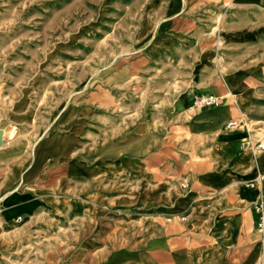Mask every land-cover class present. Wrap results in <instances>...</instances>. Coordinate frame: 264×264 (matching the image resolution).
<instances>
[{"label": "rangeland", "instance_id": "obj_1", "mask_svg": "<svg viewBox=\"0 0 264 264\" xmlns=\"http://www.w3.org/2000/svg\"><path fill=\"white\" fill-rule=\"evenodd\" d=\"M207 91L224 102L202 111L191 97ZM231 108L243 114L250 151L226 162L218 131ZM256 141L264 143V0H0V230L12 229L0 232V264H93L105 254L89 245L118 230L196 228L185 210L136 193L156 186L168 204L172 195L198 199L199 184L223 167L251 169L243 160L258 153ZM255 157L264 164V151ZM136 161L144 173L125 174ZM122 180L132 184L126 203L112 200ZM13 204L26 214L2 221L18 212Z\"/></svg>", "mask_w": 264, "mask_h": 264}, {"label": "crops", "instance_id": "obj_2", "mask_svg": "<svg viewBox=\"0 0 264 264\" xmlns=\"http://www.w3.org/2000/svg\"><path fill=\"white\" fill-rule=\"evenodd\" d=\"M165 29L163 27V30H161V40L163 41V49L167 50L171 47V26H169V32L165 33ZM168 51L170 52V49ZM226 86L231 92L229 86L227 84ZM197 93L213 92H193L192 95ZM222 102H224V97ZM205 110L204 108L202 111ZM230 115L225 122L230 118H236L243 114L238 112L237 108H231ZM223 126L224 124L220 126L218 131L220 136L218 149L221 157L226 162L237 161L236 152L245 148L241 136L247 131L244 128L224 129ZM247 150L249 149L247 148ZM262 151L264 150L258 151L254 155L256 156ZM255 156L249 163L246 159L243 160V164L251 167V169L234 168L235 166L231 164L222 168L225 172L219 178L206 177L200 183L201 185L199 184L201 196L198 199L192 197V194L177 198L172 195L171 203L168 204L167 196L156 186L145 188L146 190L141 191L140 194L136 193L143 199L146 198L150 204L164 206L170 213L185 210L194 220L196 228L173 229L171 225L167 224L159 225L148 233L133 229L123 232V235L118 230L120 234L114 240L111 241L110 237L107 238L106 235V240H103L102 244L95 242L89 245L88 251L105 254L101 261L97 262L95 260L96 262L93 264H258V256L259 259H263L261 264H264V244L260 248L258 247L257 252L260 255L256 254L259 240L256 238L258 236L253 229L255 213L252 209V202L259 196H264V187L259 188V183H264V176H260L258 180L256 179L259 172L261 175L264 172V164L256 163L257 157ZM121 158L125 157L119 158V165ZM208 171L202 172L200 175L204 176ZM212 171L214 170L212 169ZM123 172H128L125 174L129 176L138 177L144 173V164L136 161L135 165L125 166ZM253 179H255L254 185L248 186L247 182ZM211 181H215L213 183H216L221 191L216 192ZM131 185V182L125 180L113 184L111 188L116 189L113 195L117 198H112V200L116 202L121 200V203H126L127 197H131L126 191L132 188ZM243 187L248 189L247 195L243 194ZM254 188L256 190L252 191ZM16 201L17 198L11 204ZM13 205L14 207L10 210L17 209L18 212L14 215H1L2 221L18 218V214H26L24 211L27 206L23 207L24 211H21L19 209L22 208ZM109 207V204L103 206V213L99 212L98 214L99 216H105L104 222L111 217L112 209ZM107 216L108 219H106ZM180 216L181 221L188 220L186 214ZM117 219L127 218L120 217ZM230 224L234 226V229L232 233H227ZM11 231L12 229L0 230L4 233H10ZM3 247V242H0V248ZM78 260L76 262L79 264Z\"/></svg>", "mask_w": 264, "mask_h": 264}, {"label": "built area", "instance_id": "obj_3", "mask_svg": "<svg viewBox=\"0 0 264 264\" xmlns=\"http://www.w3.org/2000/svg\"><path fill=\"white\" fill-rule=\"evenodd\" d=\"M223 96L214 94V93H197L192 96V104L197 108H209L216 106L219 103H222ZM224 129H237L244 128L247 131V125L245 123V119L242 116L236 118H230L224 123ZM249 140H246L244 145H246ZM252 147L255 150L261 151L264 150V143L260 141H256ZM261 176H264V172ZM255 183V179L248 181V186H253ZM181 187L185 188L186 183H182ZM252 209L255 213V221H254V232L256 235L264 241V196H259L252 202Z\"/></svg>", "mask_w": 264, "mask_h": 264}, {"label": "bare ground", "instance_id": "obj_4", "mask_svg": "<svg viewBox=\"0 0 264 264\" xmlns=\"http://www.w3.org/2000/svg\"><path fill=\"white\" fill-rule=\"evenodd\" d=\"M230 94H231V93H230ZM191 103H192V97H191ZM221 104H222V103H219V104H217L216 106H213V107L220 106ZM209 108H211V107H209ZM247 130H248V127H247ZM246 140H248V139H247L246 136H245V137H243L242 142L245 143ZM249 142H250V139H249ZM248 146H249L248 143H247L246 145H244L245 148H247ZM253 152L256 153V151H255L254 149H253ZM257 180H258V179H257ZM259 241H260V244L263 246L264 241H262V240H259ZM259 258H260V257H259ZM259 258H258L257 261H259L258 264H261L263 259H259Z\"/></svg>", "mask_w": 264, "mask_h": 264}]
</instances>
